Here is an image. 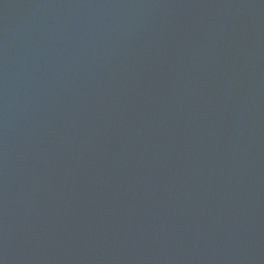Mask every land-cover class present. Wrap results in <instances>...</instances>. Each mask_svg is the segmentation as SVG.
Listing matches in <instances>:
<instances>
[{
  "label": "water",
  "instance_id": "1",
  "mask_svg": "<svg viewBox=\"0 0 264 264\" xmlns=\"http://www.w3.org/2000/svg\"><path fill=\"white\" fill-rule=\"evenodd\" d=\"M0 264H264V0H0Z\"/></svg>",
  "mask_w": 264,
  "mask_h": 264
}]
</instances>
